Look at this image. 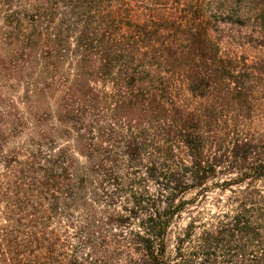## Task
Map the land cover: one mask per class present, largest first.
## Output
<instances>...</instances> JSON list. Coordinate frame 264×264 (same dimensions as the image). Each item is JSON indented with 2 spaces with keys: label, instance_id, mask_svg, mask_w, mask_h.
<instances>
[{
  "label": "trees",
  "instance_id": "obj_1",
  "mask_svg": "<svg viewBox=\"0 0 264 264\" xmlns=\"http://www.w3.org/2000/svg\"><path fill=\"white\" fill-rule=\"evenodd\" d=\"M212 14L264 47V0H0V264H264V57Z\"/></svg>",
  "mask_w": 264,
  "mask_h": 264
},
{
  "label": "rangeland",
  "instance_id": "obj_2",
  "mask_svg": "<svg viewBox=\"0 0 264 264\" xmlns=\"http://www.w3.org/2000/svg\"><path fill=\"white\" fill-rule=\"evenodd\" d=\"M212 17H214L213 27L215 29L211 33L220 42L224 54H235L248 58L250 62L264 57V47H251L247 44V40L254 37L253 27L245 28L236 24H227L224 21L225 16L221 15H217V18H215V14H212ZM255 104L254 112H246V110H240L236 107L228 108L224 113L228 117L226 120L231 122L230 119L238 117V121H245V128L250 126L255 131L264 129V96H259ZM241 123L243 125V122ZM251 129L246 130L244 133L251 134ZM188 221V218L185 217L183 221L179 222L180 227H185Z\"/></svg>",
  "mask_w": 264,
  "mask_h": 264
}]
</instances>
